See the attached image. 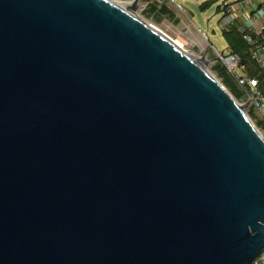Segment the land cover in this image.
Returning a JSON list of instances; mask_svg holds the SVG:
<instances>
[{"label":"water","instance_id":"obj_1","mask_svg":"<svg viewBox=\"0 0 264 264\" xmlns=\"http://www.w3.org/2000/svg\"><path fill=\"white\" fill-rule=\"evenodd\" d=\"M140 1L0 0V264L264 252V136Z\"/></svg>","mask_w":264,"mask_h":264},{"label":"rangeland","instance_id":"obj_2","mask_svg":"<svg viewBox=\"0 0 264 264\" xmlns=\"http://www.w3.org/2000/svg\"><path fill=\"white\" fill-rule=\"evenodd\" d=\"M117 1V0H116ZM120 2H127L129 0H118ZM148 0H141L138 7H137V15L147 22L152 23L153 25L161 28L164 30L170 37L174 39H178L180 42L187 43L186 36L187 28H183L182 25L179 24V20L173 21V19L169 16L165 17H156L154 18L148 13L149 6H147ZM185 9L184 12L178 11L182 13L181 22L184 25L191 26L195 32L194 36L199 40L200 45L206 48L205 51H202L199 45L195 48H191L189 51L196 56H206L209 54L210 62L206 63L204 66L205 68L211 72L220 82L221 84L229 91V93L240 103L244 104L247 103V99L244 96L242 90L239 88V95L235 92L232 87H230L225 80L218 75L217 71L215 70L216 64L221 63L222 61L219 59V56L214 49H217L226 56L230 54L231 49L228 45L225 33L222 29V21L224 17L223 11L220 9L219 4L223 0H178ZM206 2L210 3V6L203 7L202 5ZM232 6L235 4V0H229ZM169 4V3H168ZM170 5V4H169ZM235 5L233 6V9ZM235 13V12H234ZM242 25V22H240ZM202 31L207 34L208 39L205 40L202 34L199 31ZM198 33V34H197ZM186 45V44H185ZM187 48H189L186 45ZM220 60V61H218ZM223 67L224 64L221 63ZM245 112L251 119L252 123L256 126V128L263 134L264 136V118L261 114L255 110L249 104L245 106Z\"/></svg>","mask_w":264,"mask_h":264},{"label":"built area","instance_id":"obj_3","mask_svg":"<svg viewBox=\"0 0 264 264\" xmlns=\"http://www.w3.org/2000/svg\"><path fill=\"white\" fill-rule=\"evenodd\" d=\"M177 11L184 12L185 9L178 0H166ZM261 0H235V8L238 7L241 13H245L248 19V25L238 26V31L248 46V51L252 60H254L264 73V20H261L260 9L263 4ZM224 13L222 29L224 33H229L234 23L233 6L229 0H223L219 4ZM237 9V8H236ZM236 13V10H235ZM236 20V16H235ZM208 39L206 33L200 31ZM174 39V38H173ZM178 42V39H175ZM179 43V42H178ZM183 49L191 51L186 45L180 44ZM219 59L222 61L228 72L233 76L235 82L242 90L247 99V103L257 110L264 118V93L261 90L259 79L256 76H250L242 71L245 65L242 64V58L238 53L230 52L229 55L221 53L217 47H214ZM256 264H264V252L258 258Z\"/></svg>","mask_w":264,"mask_h":264},{"label":"trees","instance_id":"obj_4","mask_svg":"<svg viewBox=\"0 0 264 264\" xmlns=\"http://www.w3.org/2000/svg\"><path fill=\"white\" fill-rule=\"evenodd\" d=\"M148 1H150V0H148ZM148 6H149L148 13L152 17L156 16V14L159 10L157 7V4L149 3ZM202 6L203 7L210 6V3L206 2ZM160 12L164 15H167V16L170 15V12L167 9H161ZM225 36H226V39H227V42H228V45H229L231 51L234 53L235 52L238 53L242 58V63L244 65H247V70L249 69V71H248L249 75L253 76V77L256 76L259 79L261 90L264 93V75L262 73H259V70L256 67L255 62L251 59L250 54L248 52V46L238 31V25L235 24L232 27V29L230 30V32L226 33ZM218 61H220V60H218ZM221 63L218 62V64H216L215 70L217 71L218 75L221 76L225 80V83H227L230 87H232V89H234L235 92L238 93V95H239V90H238L239 86L235 82V79L233 78V76L228 72L226 67H223L221 65Z\"/></svg>","mask_w":264,"mask_h":264},{"label":"crops","instance_id":"obj_5","mask_svg":"<svg viewBox=\"0 0 264 264\" xmlns=\"http://www.w3.org/2000/svg\"><path fill=\"white\" fill-rule=\"evenodd\" d=\"M261 1H264V0H261ZM149 3H154V4H157V7H158V12L156 14V17H165L167 15H164L162 14L160 11L161 9H167L169 12H170V15H168L169 17H171L173 19V21L176 20H179V24L183 26V28H187V36L185 37L186 38V41L187 43H184L186 44L190 49L191 48H195L199 45V47H201L200 49L202 51H205L206 48H204L203 46L200 45V42L199 40L194 36L195 34L193 33V31L195 32V30L191 27V26H188V25H184L181 21V16H182V13L178 12L172 5H169L167 3L166 0H150V1H147V6L149 5ZM235 3V2H234ZM263 4L261 5V9H260V17H261V20H264V2H262ZM235 5V4H234ZM233 5V6H234ZM237 8V9H236ZM233 9V17H234V23L232 25V27L237 24L238 26H240V22H242V25H248V19H247V15L245 13H241L240 9L238 7H236ZM236 10V13H234ZM158 15V16H157ZM161 15V16H160ZM235 16H236V20H235ZM154 18V17H153ZM199 31V30H197ZM200 32V31H199ZM201 33V32H200ZM198 34V33H197ZM226 34V33H225ZM198 44V45H197ZM264 45V44H263ZM249 52V51H248ZM254 61V60H253ZM255 62V61H254ZM243 64V63H242ZM256 64V67L258 68L259 70V73H262L264 75V73L262 72V70L260 69V66L255 62ZM249 69L247 70V65H245V69L242 71L243 73H246L249 75L248 73Z\"/></svg>","mask_w":264,"mask_h":264},{"label":"bare ground","instance_id":"obj_6","mask_svg":"<svg viewBox=\"0 0 264 264\" xmlns=\"http://www.w3.org/2000/svg\"><path fill=\"white\" fill-rule=\"evenodd\" d=\"M111 1H113V2H115V3H118V4H121V5H123V6H125L126 4L128 5V3L124 4V3H121V2L118 1V0H117V1H116V0H111ZM127 5H126V6H127ZM202 36H203V35H202ZM203 38L206 40V38H205L204 36H203ZM178 42H179L180 44H183V41L180 42V41L178 40ZM202 64H203V61H202Z\"/></svg>","mask_w":264,"mask_h":264}]
</instances>
